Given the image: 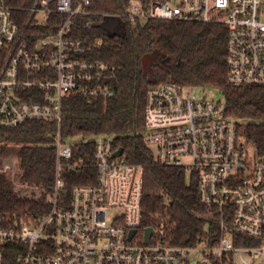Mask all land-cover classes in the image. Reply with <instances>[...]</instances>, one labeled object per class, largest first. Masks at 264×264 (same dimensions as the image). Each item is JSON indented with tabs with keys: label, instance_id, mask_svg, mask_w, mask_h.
<instances>
[{
	"label": "built area",
	"instance_id": "built-area-1",
	"mask_svg": "<svg viewBox=\"0 0 264 264\" xmlns=\"http://www.w3.org/2000/svg\"><path fill=\"white\" fill-rule=\"evenodd\" d=\"M50 0L36 1L38 12H51ZM98 0H57L56 12L67 17L57 34L33 42L26 24L12 19L0 3V128L30 120L56 122V177L50 210L36 221L0 214V264H263L264 156L239 131L241 120L227 114L225 101L198 99L195 87L163 83L147 94L144 142L156 148L160 165L182 168L197 182L203 206L217 220L220 238L208 244V231L195 246L168 245V224L143 226V168L116 156L115 135L93 138L96 183L76 186L70 205L62 206L63 161L72 144L61 134L62 103L71 94L112 98L117 69L102 61L80 62L82 54L103 46L66 36L78 15L143 26L152 20L221 24L228 32L227 83L264 87V0H127L121 10L99 13ZM84 28L92 29L87 21ZM152 150V149H151ZM153 151V150H152ZM5 167V166H4ZM3 167V168H4ZM1 169V172L6 170ZM76 170L80 163L70 166ZM5 174V173H4ZM154 231L146 236V229ZM134 233V234H132ZM212 235V234H211ZM147 237V238H146ZM251 246L236 245L237 239Z\"/></svg>",
	"mask_w": 264,
	"mask_h": 264
},
{
	"label": "trees",
	"instance_id": "trees-1",
	"mask_svg": "<svg viewBox=\"0 0 264 264\" xmlns=\"http://www.w3.org/2000/svg\"><path fill=\"white\" fill-rule=\"evenodd\" d=\"M38 0H0L10 9L12 19L27 27L33 42L57 34L67 17L56 12L57 0H50L46 23L37 26L32 9ZM43 0H39L41 2ZM78 0H74L76 4ZM127 0H98L93 8L99 13L116 12ZM90 21L92 29L84 28ZM86 43L103 41L99 49L75 54L80 62L102 61L117 69L112 81V98L71 94L62 103L61 134L63 138L81 137L72 144V157L63 161L62 206H69L76 186L96 183L93 138L115 135L114 145L124 149L127 161L143 168V226L168 224L164 239L168 245L195 246L207 231L208 244L218 242L217 220L200 202L197 182L182 168L160 165L145 144V108L148 91L163 83L180 87L219 89L225 98L227 114L242 121L239 131L264 156V87H231L227 83V29L221 24H199L182 21L152 20L143 26L105 19L100 15H78L73 18L68 35ZM6 52L0 50V69ZM148 67V69H147ZM56 122L27 121L17 127L0 128V214L5 226L13 220L36 221L50 210L56 177ZM91 140L86 141L87 139ZM16 147L22 183L40 192V196L18 194L11 179L1 169ZM80 163V168L70 166ZM208 227L207 230L205 229ZM212 234V235H211ZM238 246L251 242L237 239Z\"/></svg>",
	"mask_w": 264,
	"mask_h": 264
},
{
	"label": "rangeland",
	"instance_id": "rangeland-1",
	"mask_svg": "<svg viewBox=\"0 0 264 264\" xmlns=\"http://www.w3.org/2000/svg\"><path fill=\"white\" fill-rule=\"evenodd\" d=\"M177 3V0H172L170 4L174 5ZM37 17L35 18V20L42 24L45 22V14L43 12H38ZM148 69V67H147ZM195 91H196V95L198 97V99H206L207 101H214V102H218V101H225L224 95L223 93L216 88H209V87H195ZM92 138L87 139L91 140ZM84 141L83 138L81 137H75V138H66V142L68 144H76V143H80ZM19 149V147H16L13 155L8 158L6 160L5 163V167L3 168L4 170H6L5 175L12 180L13 185H14V189L15 191L20 194L21 196L24 197H32L33 195H35L36 197L40 196V192L38 190H34L31 189L27 186H25L20 177H19V173H20V163H19V159L17 157V150ZM151 149L153 150V153L156 154V148L154 145H151ZM188 175V182H190V175ZM207 226H206V230H207ZM200 260V257L194 256L192 257L191 263L192 264H197V262ZM264 264V262H263Z\"/></svg>",
	"mask_w": 264,
	"mask_h": 264
},
{
	"label": "water",
	"instance_id": "water-1",
	"mask_svg": "<svg viewBox=\"0 0 264 264\" xmlns=\"http://www.w3.org/2000/svg\"><path fill=\"white\" fill-rule=\"evenodd\" d=\"M123 152H124V149L123 148H119L118 152L115 155L116 156H121L123 154ZM153 231L154 230L152 228H147L146 229V236L148 237L150 233H153ZM132 234H134V233H132Z\"/></svg>",
	"mask_w": 264,
	"mask_h": 264
}]
</instances>
